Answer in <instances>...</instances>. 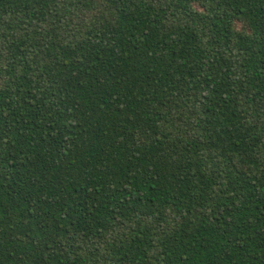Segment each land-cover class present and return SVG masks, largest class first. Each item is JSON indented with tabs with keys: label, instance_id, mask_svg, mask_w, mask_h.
<instances>
[{
	"label": "trees",
	"instance_id": "1",
	"mask_svg": "<svg viewBox=\"0 0 264 264\" xmlns=\"http://www.w3.org/2000/svg\"><path fill=\"white\" fill-rule=\"evenodd\" d=\"M0 264H264V0H0Z\"/></svg>",
	"mask_w": 264,
	"mask_h": 264
}]
</instances>
